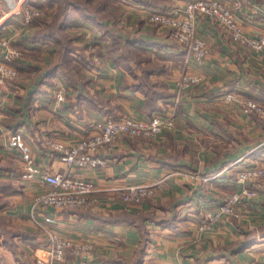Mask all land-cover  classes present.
Returning <instances> with one entry per match:
<instances>
[{
  "label": "crops",
  "instance_id": "crops-1",
  "mask_svg": "<svg viewBox=\"0 0 264 264\" xmlns=\"http://www.w3.org/2000/svg\"><path fill=\"white\" fill-rule=\"evenodd\" d=\"M22 1L0 0V10ZM28 1L41 6L45 14L31 19L29 28L17 24L21 14L0 17V38L12 39L16 46L27 49L41 47L39 42L26 41L29 34L34 41L49 38L45 42L51 43L50 55L60 54L59 59L70 53L74 56L79 50L86 53L81 46H72L80 37L92 36L104 44L110 25L105 14L84 12L74 6L75 0H66L68 8L61 16L59 32L63 37L64 30L77 27L83 34H77V40L63 48L59 35L44 37L47 31L42 30L55 19L63 0ZM161 1L117 3L129 6L133 11L130 17L136 12L147 18L144 8ZM172 1L173 5H183L186 0ZM105 8L102 3L101 13ZM237 14L246 33H264V0L245 2ZM198 30L211 47L199 66L192 63L183 44L169 42L170 31L145 41L139 33L135 35L144 47L163 58L154 69L149 63L132 61L95 66L83 61L87 59L83 55L82 61L54 62V75L48 79L46 69L39 68L40 76L30 78L33 84L18 81L3 89L0 264H39L38 257L48 258L44 249L47 236L30 218L33 197L48 184L38 175L30 179L21 176L22 161L4 151L7 133L13 129L22 132L41 169L62 171L66 164L52 142L73 143L95 119L127 114L146 118L157 112L170 115L174 125L152 137L123 134L98 153L105 160L103 165L72 169L94 182L97 203L60 209L39 207V213L55 216L54 228L60 235L92 245L85 256L67 255L54 264H264V179L257 180L253 200L237 207L239 217L224 218L209 230L196 225L206 209L226 193L241 188L236 180L240 168L264 165V121L243 111L241 105V100L250 97L264 102V48H248L206 19L198 21ZM22 61L23 65L30 63ZM183 71L197 73L201 80L180 84ZM145 78L150 81V90L143 87ZM59 89L64 90L65 99L57 107L55 94ZM227 92L235 97L227 99ZM34 93L37 97L31 108ZM139 183L153 189L140 204L122 201L114 189Z\"/></svg>",
  "mask_w": 264,
  "mask_h": 264
},
{
  "label": "built area",
  "instance_id": "built-area-1",
  "mask_svg": "<svg viewBox=\"0 0 264 264\" xmlns=\"http://www.w3.org/2000/svg\"><path fill=\"white\" fill-rule=\"evenodd\" d=\"M247 1L249 0H186L183 5L151 8L148 17L150 21L169 28L171 35L187 48L192 63L199 66L210 53L206 38L198 30L200 19H206L212 24L216 23L234 40L248 48L254 50L264 48V33H246L238 17L237 11ZM39 13V9L33 11V14ZM200 79V75L183 71L179 82L185 85L198 82ZM234 97L232 92L226 93L227 99L231 100ZM55 98V105L59 107L65 99L64 90L59 89ZM242 105L245 112L255 113L264 120V102L251 97L244 99ZM172 123V119L167 120L158 113L146 119L124 115L92 120L86 128L87 131L73 143L52 142V146L60 152V159L66 164V168L62 171L41 169L36 164L31 147L24 140L22 133L15 131L9 135L7 147L17 151L21 157L23 164L21 176L30 179L38 175L48 184L45 190L33 197L30 211V218L47 236L44 249L48 253V258L38 257L39 264H54L56 261L64 260L67 255L85 256L91 250L92 245L88 242L76 241L60 235L54 228L56 219L53 214L38 212L39 207L45 205L60 209L98 202L97 187L94 182L72 172V169L103 165L105 160L98 153L112 146L123 134L150 137L159 133L163 125ZM238 173L237 181L241 183V188L225 194L214 206L206 209L196 220L199 229L213 228L220 220L232 215L238 205L247 204L256 195V181L264 176V166L247 165L240 168ZM114 189L118 190L122 201L131 204H140L153 193L151 186L144 183L119 186Z\"/></svg>",
  "mask_w": 264,
  "mask_h": 264
},
{
  "label": "rangeland",
  "instance_id": "rangeland-1",
  "mask_svg": "<svg viewBox=\"0 0 264 264\" xmlns=\"http://www.w3.org/2000/svg\"><path fill=\"white\" fill-rule=\"evenodd\" d=\"M18 1H22V0H18ZM75 1L81 2L82 5L84 6V8L82 7V9H84L85 11L96 12V14L100 13L101 16H103L105 14V17L109 18L110 25H107L108 30L106 32L107 36H105V38H104L105 40H103L104 44L99 42L100 43V45H99L98 42L94 41V37H92V36H90V37L84 36L83 38L80 37V39L78 41H76V42L73 41V44H75V45H72V46H74V48H78V49H80L79 46H81V49L87 50L86 53H83V51L79 50V53H74L75 54L74 56L70 53V54H66L64 56V58L61 57L59 59L60 54H57L54 57H53V55H50L51 50H50L49 46L51 43L45 42L47 40H50L49 38H42L41 40L34 41V40H32L33 39L32 34L31 35L29 34L28 35L29 37L25 38L26 41L28 42L30 39V41H29L30 44H34V45L38 44L37 42H39L38 45L41 47H38V48L33 47L30 49H27V48H22V47L16 46L15 43L12 41V39H9L7 37H5V38L1 37L0 38V111H1V105L3 103V100H5V98H6V94L3 93V89H5V88L9 89V88L13 87L14 83L18 82V81L25 82V83H27V85L33 84L34 80L32 81V79H30V78L35 77V79H36L40 76L39 73H41L42 71L40 72L39 68H42V70L46 69L45 70L46 73L44 75H46L45 77L47 79L50 78L51 76L54 75L53 71H51L52 65L57 60L58 61L62 60L61 61L63 63L62 65H65V64H67V62H71L72 58L75 61L76 60L82 61L83 55H85L87 57V59H83V61L86 60L87 62H92L91 64H93V65L95 64V66L98 65V66H102V67L103 66L108 67L109 62H118L119 64H121L124 62L132 61L134 63L144 62V63L154 64V65H159L163 62V58L161 56H159L156 51L148 50L146 47H144L143 40L145 41L148 39L161 37L164 34H169L168 33V31H170L169 28L164 27V26H160L157 23L150 21L148 15L146 18L141 13H139V14H136V12L132 13L133 16L130 17L129 12H133V11H130L129 6H123L121 4H118L117 3L118 0H87V1L86 0H80V1L75 0ZM164 1L165 0L161 1V4H158L157 6H154V7L148 6L147 8H144V10L148 12L151 8L165 7L166 4H168V3H170L169 7H172L174 4V1H172V0H168V3L164 2ZM171 2H173V3H171ZM102 3L104 5L106 4V8H105L106 11H104V13H101V11H100V7H101ZM107 4H110V5L107 6ZM0 9H3L2 5H0ZM35 9L40 10V13L38 14L39 16L45 14V11H44V9L42 10L41 6L31 4L29 1L27 2V0H26V1H22L21 4L15 6V7L8 8L5 11L0 10L1 11L0 17H4L7 14L9 16H13L15 14H21L19 16V20L17 21V24L22 25L24 28L25 27L29 28V25H31L30 20L32 19V17H34V15L35 16L37 15V14H33V11ZM120 19H122V20H120ZM55 20L56 19L51 18L50 19L51 22H49V24L42 30H46L49 32L52 28H54L53 22H55ZM213 24L217 25L216 23H213ZM217 26L232 38V36L227 31H225L219 25H217ZM68 27H70V26H68ZM64 28H65V26H64ZM117 33L119 34V36L117 35ZM139 33L145 36V38L143 40L140 38V36L135 35V34H139ZM62 34H64L63 38H65L64 40H62V41H64V44H63L64 47L63 48H65V45L66 46L68 45V47H70V45L72 44L70 41H72V39L77 40V34L82 35L83 32H82V29H80V28L71 27V29H69V31L64 30ZM170 35H171V31H170ZM70 37H72V38L70 39ZM117 37H118V39H117ZM168 40L173 45L178 44V43H176V41H175L176 39L172 35L170 36V38ZM98 46H101L102 48H99ZM210 52H211V47H210ZM22 59L29 61L30 63L28 62L29 64L23 65V64H21V63H23ZM50 66H51V68H50ZM47 72H50V73H47ZM195 74L198 75L197 73H195ZM182 75H183V73L181 74V76ZM36 97H37V94H35L34 98L33 97L31 98L32 99V101L30 102V105L32 104L31 108H34L33 102L36 100ZM253 98H255V97H253ZM255 99H257V98H255ZM242 101L243 100H241V105H242ZM242 109L244 111L243 105H242ZM157 113L161 114V116L163 118H166L167 120L172 119V117L170 115H163L160 112H157ZM157 113H155V114H157ZM251 114H255V113H251ZM127 115H130V116L137 118V119L148 118V117H146V118L135 117L131 114H127ZM255 115L258 116L257 114H255ZM258 118H259V116H258ZM261 120H263V119H261ZM172 122H173V120H172ZM173 125H174V122L171 125H163V128L172 127ZM163 128L161 129V131L163 130ZM15 131L19 132L20 130L13 129L11 132L6 134L5 139H4V148H5L4 151L8 155L15 156L21 160V157L17 151L11 150L7 147L8 137L11 133H13ZM124 135H126V134H124ZM127 136H130V135H127ZM150 137H152V136H150ZM24 140L30 145V143L28 142V140L25 137H24ZM30 147H31V145H30ZM261 166H264V165H261ZM238 172H236V175L239 174ZM260 179H264V176L259 177V179H257V180H260ZM236 180H237V176H236ZM255 188L257 190V186H255ZM229 193H231V192H229ZM226 194H228V193H226ZM253 198H251L249 200V202H247V204H249L253 200ZM231 216H236V217L240 216V213H238L237 208L232 215H229L226 218L231 217ZM206 230H209V229H206Z\"/></svg>",
  "mask_w": 264,
  "mask_h": 264
},
{
  "label": "trees",
  "instance_id": "trees-1",
  "mask_svg": "<svg viewBox=\"0 0 264 264\" xmlns=\"http://www.w3.org/2000/svg\"><path fill=\"white\" fill-rule=\"evenodd\" d=\"M74 4H75L74 6L77 7V8H82V7L84 8V6L82 5L81 2L75 1ZM67 8H68V4H67L66 0H63L61 6L57 10V14H56V17H55L56 20H55V22H53L54 28H52L49 32L47 31V34H44V37H48L51 34L52 35L53 34L54 35L57 34V35H59L61 37L62 40H64V38L62 37L61 33L59 32V30H60L59 29V25L61 23V16L66 12ZM82 10L85 12L84 9H82ZM38 17H40L38 14L36 16L34 15V17H32V20H35V18H38ZM117 39H118V37H117ZM156 66L157 65L151 64L152 69L156 68ZM145 72L146 71L144 70L143 73H145ZM142 81H143V87H145V89L150 90L152 88L151 85H150V81H148L146 78L142 79ZM147 104H149V105L152 104L150 102V99L147 100Z\"/></svg>",
  "mask_w": 264,
  "mask_h": 264
}]
</instances>
